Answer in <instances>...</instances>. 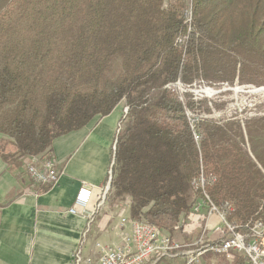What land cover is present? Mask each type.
<instances>
[{"label": "trees", "instance_id": "obj_1", "mask_svg": "<svg viewBox=\"0 0 264 264\" xmlns=\"http://www.w3.org/2000/svg\"><path fill=\"white\" fill-rule=\"evenodd\" d=\"M178 81L264 87V0H0L6 163L47 160L124 102L108 196L132 220L176 240L205 195L229 223L264 220V117L190 118L212 108Z\"/></svg>", "mask_w": 264, "mask_h": 264}, {"label": "crops", "instance_id": "obj_2", "mask_svg": "<svg viewBox=\"0 0 264 264\" xmlns=\"http://www.w3.org/2000/svg\"><path fill=\"white\" fill-rule=\"evenodd\" d=\"M124 111L120 104L109 116L96 118L82 130L54 141L47 160L55 163L60 176L46 190L34 184L26 172L32 158L15 165L0 156V264H74L81 247L83 255H88L95 243L112 247L121 242L120 220H132L129 203H116L108 196L88 232L80 211L70 214L69 210L83 185L93 191L89 209L100 203ZM211 219L215 225L217 221Z\"/></svg>", "mask_w": 264, "mask_h": 264}, {"label": "built area", "instance_id": "obj_3", "mask_svg": "<svg viewBox=\"0 0 264 264\" xmlns=\"http://www.w3.org/2000/svg\"><path fill=\"white\" fill-rule=\"evenodd\" d=\"M191 19V9L189 10ZM181 82L168 84L172 92L182 94ZM126 112V109H125ZM31 181L36 185L53 186L58 182L60 173L51 160L40 161L32 158L26 166ZM110 175V173H109ZM110 178V177H109ZM203 183V179H200ZM109 181L102 190L100 203L89 209L93 191L88 186H81L74 200L70 214H80L87 222L89 231L96 215L109 195ZM216 216L217 223L211 224L210 218ZM126 226L130 227L126 231ZM197 229L198 234L191 240H174L167 232L145 221L121 218V242L115 246L95 243L91 254L83 255V247L74 255V264H160L173 261L175 264H201L208 253L225 255L234 262L236 256L243 264H264V220H256L245 227L229 223L225 214L205 195L198 200L188 215L184 228Z\"/></svg>", "mask_w": 264, "mask_h": 264}, {"label": "rangeland", "instance_id": "obj_4", "mask_svg": "<svg viewBox=\"0 0 264 264\" xmlns=\"http://www.w3.org/2000/svg\"><path fill=\"white\" fill-rule=\"evenodd\" d=\"M261 88L264 87L255 88L251 86H238L237 84H235L234 87H229L226 84L210 86L201 82L199 84H194L192 87L182 88V90H184L181 96L183 95L182 97L184 98V95L188 94L192 95L197 101L206 100L209 102L208 106L212 108L210 115L204 113H187L190 118L206 117L215 121H220L222 119H230L233 116H237L238 119L243 120L246 118L264 117V91H260ZM121 104L124 105V102ZM255 144L259 152L264 151V139H256ZM28 163H30V161ZM258 166L261 168L260 165ZM216 221V216L212 217L211 222L215 223ZM198 232L197 229H190V227L187 226L184 228L182 235L176 240L184 241L185 238L191 240ZM242 262L239 256H236L235 261L232 262L229 261L225 255L208 253L203 257L201 264H243ZM160 264L175 263L173 261H163Z\"/></svg>", "mask_w": 264, "mask_h": 264}, {"label": "water", "instance_id": "obj_5", "mask_svg": "<svg viewBox=\"0 0 264 264\" xmlns=\"http://www.w3.org/2000/svg\"><path fill=\"white\" fill-rule=\"evenodd\" d=\"M260 91H264V88H261Z\"/></svg>", "mask_w": 264, "mask_h": 264}]
</instances>
